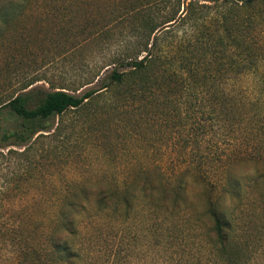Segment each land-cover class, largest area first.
<instances>
[{
  "label": "rangeland",
  "instance_id": "374dc122",
  "mask_svg": "<svg viewBox=\"0 0 264 264\" xmlns=\"http://www.w3.org/2000/svg\"><path fill=\"white\" fill-rule=\"evenodd\" d=\"M133 2L140 1L81 2L72 17L43 26L40 35L33 28L21 51L23 39L15 36L18 43L13 46L10 38L1 54L15 56L17 65L15 76L9 79L0 63V100L16 93L21 82L33 79L38 80L34 85L38 92L54 87L79 89L91 78L94 84L88 89L100 88L109 72L100 67L116 45L108 43L112 33L98 36L95 31L98 26L120 22ZM27 26L34 27L32 23ZM226 90L234 97L228 104L232 113L219 120L210 136H194L192 106L186 101L174 106L123 96L97 97L68 112L61 122L58 117L51 119L52 130L41 133L47 137L34 138L26 146L27 155L0 157V230L31 231L36 243L46 244L51 218L58 213L60 202L72 194L67 187L102 184L120 190L144 182L149 168L164 175H148L154 187L161 189L158 183H163V189L172 192L169 199L181 187L186 204L172 214L139 199L130 213L109 211L92 216L82 225L79 242L89 261L224 264L213 253L208 235L211 222L205 210L211 200L227 208L239 235L245 231L249 235L250 248L240 264H264V189L256 181L264 174V69L228 82ZM157 108L162 112L158 116L144 113ZM196 138L201 140L199 153L207 155L200 163L191 155ZM208 141L211 152L206 149ZM26 147L10 146L0 152H21ZM236 177L241 184L239 201L233 199L229 186L230 178ZM0 264H17L14 248L3 238Z\"/></svg>",
  "mask_w": 264,
  "mask_h": 264
},
{
  "label": "trees",
  "instance_id": "16d2710c",
  "mask_svg": "<svg viewBox=\"0 0 264 264\" xmlns=\"http://www.w3.org/2000/svg\"><path fill=\"white\" fill-rule=\"evenodd\" d=\"M89 1L93 0H0V63L9 79L15 76L16 57L7 52L1 54V50L9 46L10 38L13 46L18 43L15 36L23 39L19 45L21 51L33 28L37 29L36 35H40L43 26L72 17L79 3ZM139 1L128 6L115 26L104 24L95 31L98 36L112 33L113 36L107 37L108 43L116 45L100 67L109 71L108 74L102 80L99 73L95 74L98 81L101 80L100 88L88 89L94 84L91 78L79 89L54 87L38 92L34 86L38 80L33 79L21 82L16 93L0 100V123H4L0 127V149L26 147L34 138L35 141L38 137H47L41 133H50L51 119L58 117L61 122L68 112L81 109L97 97L123 96L136 102L148 100L152 105L165 102L174 106L176 102L186 101L192 106L194 136H210L219 120L232 113L228 104L234 97L227 92V83L264 69L261 68L264 0ZM256 8L260 9L258 13ZM172 22L173 25L153 41L154 34ZM30 23L34 27L28 29ZM113 30L115 32H110ZM179 106L177 114L180 115ZM158 109L144 113L158 116L162 114ZM57 129L58 126L55 131ZM200 141L194 140L191 152L197 163L207 156L199 153ZM209 141L206 149L211 152ZM27 154L26 147L21 152L12 149L6 154L0 152V157ZM261 163L264 164V159ZM145 170L144 182L120 190L102 184L67 187L72 194L60 202L58 213L51 218L46 244L36 243L31 231L21 229L0 230V239L14 248L17 264H93L79 245L81 227L92 216L109 211L130 213L139 199H146L172 214L186 204L181 187L169 199L171 190L163 189V183H158L161 189L154 187L148 177L155 174L164 178V175L159 170ZM256 181L262 183L264 189V174ZM229 186L233 199L239 201L241 184L238 178H230ZM2 202L0 198V208ZM206 205L213 253L224 264H240L250 248L249 235L246 231L242 236L237 233L227 208L211 200ZM261 218L264 219V206Z\"/></svg>",
  "mask_w": 264,
  "mask_h": 264
},
{
  "label": "water",
  "instance_id": "95a60500",
  "mask_svg": "<svg viewBox=\"0 0 264 264\" xmlns=\"http://www.w3.org/2000/svg\"><path fill=\"white\" fill-rule=\"evenodd\" d=\"M183 12H184V8H183ZM181 16H183V13L181 14ZM173 25L172 23L166 24L163 28L159 29L153 36V41L155 40V38L163 31L166 29H169L171 26Z\"/></svg>",
  "mask_w": 264,
  "mask_h": 264
}]
</instances>
